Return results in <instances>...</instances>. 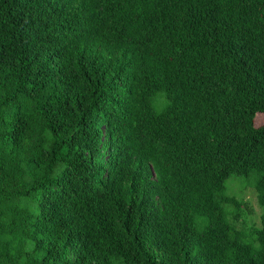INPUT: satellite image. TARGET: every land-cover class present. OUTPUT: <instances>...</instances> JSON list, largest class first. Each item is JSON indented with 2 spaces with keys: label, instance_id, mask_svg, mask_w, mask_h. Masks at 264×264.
I'll return each instance as SVG.
<instances>
[{
  "label": "trees",
  "instance_id": "trees-1",
  "mask_svg": "<svg viewBox=\"0 0 264 264\" xmlns=\"http://www.w3.org/2000/svg\"><path fill=\"white\" fill-rule=\"evenodd\" d=\"M259 114L264 0H0V264H264Z\"/></svg>",
  "mask_w": 264,
  "mask_h": 264
},
{
  "label": "rangeland",
  "instance_id": "rangeland-1",
  "mask_svg": "<svg viewBox=\"0 0 264 264\" xmlns=\"http://www.w3.org/2000/svg\"><path fill=\"white\" fill-rule=\"evenodd\" d=\"M263 122L264 114H259L258 123ZM257 177L256 172H251L249 175H233L227 181V192L238 196L245 202L241 219L236 222L238 227L261 225L262 207L259 204L255 189Z\"/></svg>",
  "mask_w": 264,
  "mask_h": 264
}]
</instances>
